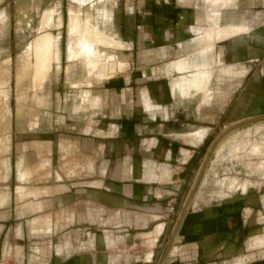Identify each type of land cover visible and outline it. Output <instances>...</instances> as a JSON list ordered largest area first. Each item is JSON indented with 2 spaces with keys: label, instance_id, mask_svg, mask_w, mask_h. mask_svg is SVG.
Wrapping results in <instances>:
<instances>
[{
  "label": "crops",
  "instance_id": "obj_1",
  "mask_svg": "<svg viewBox=\"0 0 264 264\" xmlns=\"http://www.w3.org/2000/svg\"><path fill=\"white\" fill-rule=\"evenodd\" d=\"M248 1H192V19L183 23L186 35L172 43L176 52L173 60H165L159 68L170 78L165 91L178 101L155 100L149 94L150 88L144 87L138 92L137 102L153 121L140 124L138 130L125 115L121 129L119 120L115 121L118 133L109 121L106 131L97 126L94 130L95 122L100 120L94 119V105H99L101 96L91 89L106 78L76 88L78 100L73 109L91 112L82 120L81 135L73 138L67 133L54 135L50 129L36 130L31 127L37 122L34 117H26L24 123L19 102L18 118L13 122L8 89L4 87L2 103L8 107L0 112V264H212L195 258L186 261L180 254L186 248L194 255L214 252L222 243L219 236L238 221L231 214L237 212L233 205L241 203L240 196L213 202L197 196V203H191L196 207L187 208L180 219L181 211L177 214L178 223L166 255L153 263L152 249L148 248L160 237L168 221L165 215L176 204L181 187L185 183L191 186L194 181L200 167L193 168L195 153L207 144L209 149V135L222 111L219 109L212 118V103L232 90L261 54L263 62L255 76L264 73V4L260 5L264 0ZM6 19V13L0 11V28ZM44 22L39 30L42 25L49 28ZM130 28V20L126 19L124 39L115 32V40L122 44L116 45L120 49L132 45ZM163 39L169 40L166 32ZM153 53L161 58L167 54L164 46ZM119 58L126 63L125 69L112 74L126 76L129 61ZM228 68L233 71L231 76ZM155 70L148 69L147 75L157 77ZM207 70L214 77L207 85L201 84L199 90L195 85L187 92L178 87L183 76ZM201 80L206 81L205 73ZM39 98L42 104L44 97ZM6 108L9 116L3 114ZM134 113L140 116L144 112ZM53 143L61 152L62 163L57 169H52ZM67 148L74 149L84 164L64 163ZM99 158L102 161L96 165ZM177 164L182 165L174 169ZM179 173L182 175L175 176ZM259 229L251 231L258 233ZM138 245H144V252L132 251ZM249 249L259 253L261 247ZM220 253H231V258L217 264H264V260L238 262L237 255L244 251L233 246Z\"/></svg>",
  "mask_w": 264,
  "mask_h": 264
},
{
  "label": "rangeland",
  "instance_id": "obj_2",
  "mask_svg": "<svg viewBox=\"0 0 264 264\" xmlns=\"http://www.w3.org/2000/svg\"><path fill=\"white\" fill-rule=\"evenodd\" d=\"M178 1L181 3H178L177 0H0V11H4L7 15L5 26L0 28V110L3 107H8L5 102L2 103L3 89L6 86L8 109L10 108L13 122H16V118H18L19 102L23 106L21 112V108H19V112L24 118L22 121L25 123L26 117L37 118V122L31 126L36 130L50 129L54 135L67 133L70 138H73L74 135H81L82 120L89 115L91 110L73 109V103L78 100L76 88L81 87H77V85L85 81L87 70L80 61L70 63L67 58L68 41H70L67 26L69 9L72 8L79 11L83 20H85L88 11L91 14L90 23L113 39H115V32L121 39H124L126 19L130 20L132 40L130 48L120 49L116 45L96 43L98 49L108 51L109 55L117 58L118 63L120 61L119 72L125 69L124 64H126L119 57H125L129 61V67L126 70V76L122 73L109 74L105 70V74H103L105 76L101 77L106 79L93 84L91 92L94 91L93 93L101 96L99 105H94V119H100L99 122L96 121L97 124L95 122L94 130H97V126L106 131L109 127L107 121H109L114 123L111 126L117 127L118 133V125L115 124V121L119 120L117 122L121 129V120L124 115L134 122L137 130L142 123L152 122L153 120L148 118L149 115L142 103L137 102L140 90H144V87L150 88L149 94L158 101L166 103L173 100L178 101V97H172L165 91V86L169 88L167 83L170 78L159 69L165 60L172 59L176 55L172 43L182 40V37L186 35L183 23L190 22L193 16L191 5L193 0ZM247 2L249 1L243 0L244 4ZM91 4L94 9L90 7ZM261 4L264 2L260 1ZM46 10L47 12L44 13ZM94 11L104 13L101 15L102 20ZM46 18H50L47 22L50 24L46 23L49 28L39 30L40 24ZM59 20L60 24L58 25ZM47 32L58 38L56 46L58 60L51 62V68L46 76H40L41 87L34 90V87L31 86V74L34 70L36 57L31 50V44L37 37ZM164 32L168 34L169 40L163 39ZM161 46L165 47L167 53L163 58L153 53ZM145 49H153V52L145 53ZM262 57L261 54L254 62L252 69L232 85V90L229 89L215 102L213 101L210 109L212 118L215 117L219 109L222 111L218 115V120L214 121L216 126L213 127L209 135L211 143L219 132L224 131L214 140L210 149L206 150L207 144L205 149L201 148L199 152L195 153L193 168L198 165V167L202 166V169L184 209L185 211L187 208L196 207L191 203H197L199 200L197 196H201L200 200H204V202L225 201L240 196L241 203L237 206L233 205L237 212L234 211L231 214L236 215L238 221L235 225L226 228L227 232L223 231L219 236L218 239L222 243H219L214 252L203 256L200 253L194 255L192 252H188L187 248L185 251L182 250L180 255L186 261L195 258L198 262L208 261L217 264L223 258H231V253H220L229 246L244 251V254L237 255L238 262L248 263L254 260H264V73L255 76L263 62ZM5 58H10V60L4 61ZM151 68L156 69L157 77L147 75L148 69ZM228 70L229 76H231L233 71L229 68ZM96 79L98 78L94 80ZM40 95L44 97L42 104L39 103L42 101L39 98ZM235 106L238 108L234 110ZM136 110H143L144 113L136 116L134 113ZM233 110L234 112L230 116L229 114ZM246 117H252V119L234 124ZM21 125L24 128L28 127L26 124ZM119 135L121 136V134ZM138 136L137 133L136 137ZM244 139L247 142L242 150L243 146L240 147L239 142ZM254 142H256L255 144L259 142L263 147L254 149V146H257H253ZM222 147H225L223 155L221 154V152L224 153ZM232 147L236 150H233ZM64 152V163L76 166L84 164L74 149L67 148ZM219 153L222 157L218 156ZM60 154V149L53 143L51 147L52 169H57L62 163L59 159ZM101 161L102 158H99L95 164L99 165ZM179 165L182 164H177L173 168L177 169ZM192 175L191 173L190 177ZM188 186L189 184L185 183L181 187L176 204L165 215L168 221H166L160 237L155 241L154 246L148 248L152 249L151 262L153 263L161 256L164 257L169 249L173 239L172 231L175 218L181 211L190 190L191 186ZM194 196L196 198H193ZM255 228H260L258 233L261 235V244L247 246L248 236ZM137 247H140L141 250L138 251L136 248L132 251L142 252L143 250L144 252V245ZM252 247H261V249L259 253H251L249 248Z\"/></svg>",
  "mask_w": 264,
  "mask_h": 264
},
{
  "label": "bare ground",
  "instance_id": "obj_3",
  "mask_svg": "<svg viewBox=\"0 0 264 264\" xmlns=\"http://www.w3.org/2000/svg\"><path fill=\"white\" fill-rule=\"evenodd\" d=\"M90 7L92 9H94L93 8L94 6L92 4L90 5ZM94 13L98 14L99 19H101V15L104 14L102 11H99V12L94 11ZM90 15L91 14L87 11L85 20H83V18H81V14L79 13L78 10L72 9V8L69 9V18H68L69 22H68V26H67V33H68V36H70L69 37L70 41H68L69 43H68V47H67V58H68V61L70 63L75 62V61H78V62L80 61L81 65L83 67H85V70H87V76L85 78V81L82 80L84 82L79 83V84L77 83L78 85L75 84V85H77V87L85 85V84H89L95 78L99 79L101 76H105V75H103V74H105V72H104L105 70H107V72L109 74H111V73L117 72V69L118 70L120 69V67H119L120 65L118 66L120 61L118 63V61L116 60L117 58L115 59L114 56L109 55L108 51H105V50L101 51L100 49H98L96 46V43L103 42L106 45H121V46H122V44L119 43L118 41H116L115 39H113L111 36L105 34L103 31L98 30L97 26H93L90 23V18H89ZM46 16H48V15H46ZM49 19L50 18H46L44 21H46V23H47L49 21ZM47 24H50V23H47ZM47 24H46V26H47ZM57 24L58 25L60 24V20L57 22ZM43 26L44 25L41 26L42 27L41 29H43ZM57 39H58L57 37H55L51 33L47 32V33L41 34V36L37 37L31 44V50L34 52L35 57H36V59H35L36 62L34 64V71L32 73V79H31V83H32V86L34 87V90H36L37 88L40 87V85H41L40 76L41 75L44 77L46 76V74L49 72V70L51 68V62L53 60H56V61L58 60V55H57L58 51L56 48ZM204 73L206 75V81L201 80V82H200V78L203 77ZM213 77H214V74L210 70H207L206 72L201 71L199 73H198V71H196L195 73L183 76L180 81L178 79L176 82L179 81L178 87L183 89V91L187 92L188 89L190 87L193 88L194 85L199 90V86L201 84L205 83L207 85L212 80ZM176 86L177 85L175 84L174 87H176ZM212 96H214L213 93H212ZM8 111L9 110H7V108H6L3 112V114L5 116H8L7 115V114H9ZM0 112H1V110H0ZM0 116H1V114H0ZM246 142H247V140H245V139L241 140L239 142L240 147L243 146L242 150L245 147L244 145L246 144ZM255 143L256 142H254L253 146L254 145H257V146H254V149H255V147H256V149L259 147H261V148L263 147V146H260L259 142H257V144H255ZM236 144H237V142H236ZM224 148L222 147V149H224ZM233 148L234 147H232V149ZM233 150H236V148ZM239 151H241V150H239ZM223 152L224 153L221 152L222 155L225 154V149ZM259 152H260V150H259ZM259 152H257V153H259ZM221 154L218 156L222 157ZM260 238H261V235L259 233H257V232L251 233L248 236V240L246 242L247 246H249V245H254V246L260 245L261 244L260 241H262ZM263 239H264V234H263Z\"/></svg>",
  "mask_w": 264,
  "mask_h": 264
},
{
  "label": "water",
  "instance_id": "obj_4",
  "mask_svg": "<svg viewBox=\"0 0 264 264\" xmlns=\"http://www.w3.org/2000/svg\"><path fill=\"white\" fill-rule=\"evenodd\" d=\"M249 119H252V117H246V118L240 119V120L234 122V124H235V123H240V122H243V121H246V120H249ZM223 131H224V130H223ZM223 131L219 132V134H217L216 138L219 137V136L222 134ZM216 138H215L214 140H216ZM214 140H213L212 143L210 144L209 149L212 147ZM201 169H202V166H200V168H199V170H198V172H197V174H196V176H195V178H194V181H193V183H192V185H191V187H190V190H189V192H188V194H187V196H186L185 202H184V204H183V206H182V209H181V212H180V214H179V218H178V219H180V217H181V215H182L184 209L186 208L187 201H188L189 198L191 197V194H192L193 189H194V187H195V185H196V182L198 181V178H199V175H200ZM177 175H178V176H181L182 173L175 174V176H177ZM177 223H178V221H177ZM177 223L175 224V226H174V228H173V232L175 231V228H176ZM173 232H172V234H173Z\"/></svg>",
  "mask_w": 264,
  "mask_h": 264
}]
</instances>
